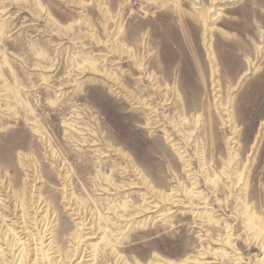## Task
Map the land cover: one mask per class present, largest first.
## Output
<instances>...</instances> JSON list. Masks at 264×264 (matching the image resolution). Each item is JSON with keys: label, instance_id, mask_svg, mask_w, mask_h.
Returning <instances> with one entry per match:
<instances>
[{"label": "rangeland", "instance_id": "rangeland-1", "mask_svg": "<svg viewBox=\"0 0 264 264\" xmlns=\"http://www.w3.org/2000/svg\"><path fill=\"white\" fill-rule=\"evenodd\" d=\"M0 264H264V0H0Z\"/></svg>", "mask_w": 264, "mask_h": 264}, {"label": "bare ground", "instance_id": "bare-ground-1", "mask_svg": "<svg viewBox=\"0 0 264 264\" xmlns=\"http://www.w3.org/2000/svg\"><path fill=\"white\" fill-rule=\"evenodd\" d=\"M199 11V10H198ZM201 11V10H200ZM209 14V10L208 9H205L204 11H203V16H199V18L201 19V21L203 22V23H205V19H204V17H206L207 15ZM179 17L180 18H183V16L182 15H179ZM216 17V16H215ZM185 21V20H184Z\"/></svg>", "mask_w": 264, "mask_h": 264}]
</instances>
